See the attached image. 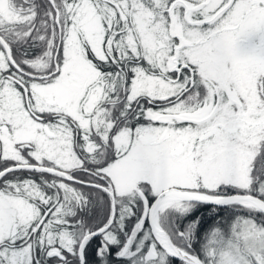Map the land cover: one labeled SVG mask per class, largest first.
<instances>
[{
  "label": "snow or ice",
  "instance_id": "obj_1",
  "mask_svg": "<svg viewBox=\"0 0 264 264\" xmlns=\"http://www.w3.org/2000/svg\"><path fill=\"white\" fill-rule=\"evenodd\" d=\"M0 264H264V0H0Z\"/></svg>",
  "mask_w": 264,
  "mask_h": 264
}]
</instances>
